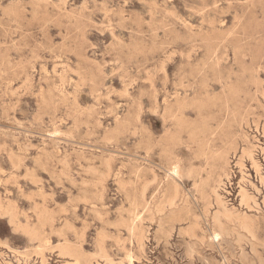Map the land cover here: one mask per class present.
<instances>
[{
    "label": "rangeland",
    "instance_id": "1",
    "mask_svg": "<svg viewBox=\"0 0 264 264\" xmlns=\"http://www.w3.org/2000/svg\"><path fill=\"white\" fill-rule=\"evenodd\" d=\"M263 96L264 0H0V264H264Z\"/></svg>",
    "mask_w": 264,
    "mask_h": 264
},
{
    "label": "bare ground",
    "instance_id": "2",
    "mask_svg": "<svg viewBox=\"0 0 264 264\" xmlns=\"http://www.w3.org/2000/svg\"><path fill=\"white\" fill-rule=\"evenodd\" d=\"M264 97V96H263ZM165 98V97H164ZM165 101V100H164ZM70 133V132H69ZM252 146V145H251ZM264 149V148H263ZM248 152H250V151H248ZM247 152V153H248ZM252 152V151H251ZM248 155H250V154H248ZM250 156H252V154L250 155ZM250 159H251V157H250ZM252 160V159H251ZM105 162V161H104ZM254 162V161H253ZM176 167L177 166H175V168H172L173 170L171 171L172 172V175L174 176V177H176V175H177V169H176ZM4 171V170H3ZM117 173V172H116ZM3 175V174H2ZM146 183V182H145ZM178 187V186H177ZM213 188V187H212ZM178 189V188H177ZM241 189V188H240ZM193 192V191H192ZM142 198V197H141ZM226 204V203H225ZM228 212V211H227ZM26 214V213H25ZM173 215V214H172ZM199 218V217H198ZM238 219V218H237ZM252 219V218H251ZM135 223V222H134ZM253 223V222H252ZM251 224V223H250ZM223 225H224V223H223ZM253 226V225H252ZM195 227V226H194ZM226 230V229H225ZM35 231V230H34ZM132 231V230H131ZM228 231V230H227ZM254 233V232H253ZM180 234V233H179ZM227 234H229V233H227ZM99 235V234H98ZM222 235V234H221ZM195 236V235H194ZM101 238V237H100ZM198 239V238H197ZM46 241H48V240H46ZM45 242V241H44ZM193 245V244H192ZM251 245V244H250ZM64 246V245H63ZM63 246H61V247H63ZM7 247V246H6ZM193 247V246H192ZM251 248H252V245H251ZM250 248V249H251ZM66 249V248H65ZM192 250V249H191ZM106 251V250H105ZM189 251V250H188ZM256 251H258V250H256ZM61 252V251H60ZM68 252V251H67ZM187 253V252H186ZM192 254V253H191ZM199 255V254H198ZM109 256V255H108ZM188 256H189V254H188ZM192 257V256H191ZM131 259V258H130ZM101 260V259H100ZM25 262V261H24ZM121 263V262H120ZM70 264V263H69ZM75 264V263H74ZM130 264V263H129ZM207 264V263H206ZM251 264V263H250Z\"/></svg>",
    "mask_w": 264,
    "mask_h": 264
}]
</instances>
